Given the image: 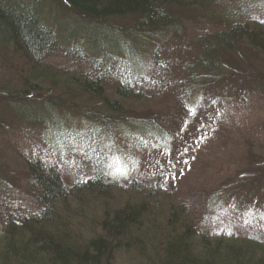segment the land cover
Wrapping results in <instances>:
<instances>
[{"label": "trees", "instance_id": "1", "mask_svg": "<svg viewBox=\"0 0 264 264\" xmlns=\"http://www.w3.org/2000/svg\"><path fill=\"white\" fill-rule=\"evenodd\" d=\"M239 1L0 0V264H264L238 219L264 123L217 142L238 86L264 100V0Z\"/></svg>", "mask_w": 264, "mask_h": 264}, {"label": "rangeland", "instance_id": "2", "mask_svg": "<svg viewBox=\"0 0 264 264\" xmlns=\"http://www.w3.org/2000/svg\"><path fill=\"white\" fill-rule=\"evenodd\" d=\"M216 1H218V11H219L220 15L224 16V18L230 20L232 23L236 22L239 18L241 20V17L245 14V11H239L238 10V9H240V6H239L240 1L239 0H216ZM240 20H238V21H240ZM49 23L50 22L48 20L45 22V24H47V25H49ZM206 27L208 30H210V29H213L215 27H218V25H216V26L210 25V26H206ZM178 44H179V42H173L171 45L173 47H176ZM137 46H138V44L135 47L137 48ZM180 46L183 47L182 52H185V50L190 51L188 42H186V41L184 43L181 42ZM172 55H174V57H176L175 52L170 54L168 57H170ZM249 56H250L251 60L253 62H255V59L250 54H249ZM251 64H253V63H251ZM256 68H257V71L261 72L260 73V72L256 71V77H264V67H262L263 73H262V69L260 67L256 66ZM250 71L253 72V70H250ZM245 72L246 71H244V74H245ZM258 74H261V75H258ZM236 76H239V75H236ZM239 77H241V76H239ZM4 80L5 79L3 78V81ZM0 81H2V80H0ZM237 81H238V83L241 84L240 80H237ZM262 81L264 83V78ZM246 84H247L248 89H250L249 84L248 83H246ZM251 87H253V84H251ZM238 88H239L238 91L235 90L236 92L230 98H227V99H229L230 108H229V111L227 113L229 115L226 117V119H227V121H230L232 123L226 122L227 125L221 124L218 127L221 130L219 132V135H218L219 137L217 138L218 143L221 142L223 139H230V138L234 137L236 135V132H235L236 127L237 128L238 127H246L249 123H264V100H262L263 98L260 96V95H262L263 92H261L259 94L257 93L258 96L254 100L261 99L257 103L253 104L250 107H241V104L239 103V99L241 98V93L244 94V91H246V89H243L244 87L242 85L238 86ZM250 90H254V89H250ZM176 116L181 117L180 114H177ZM5 120H7V119H5ZM164 120H165V118L162 119V122ZM177 120H179V119H177ZM168 121H170V119H168ZM207 127H208V121L206 123L204 122L203 125H197L196 121H192L190 126H189V129L184 133V136L187 137V141H181V147L182 148H190V146L186 145L185 143L195 139L198 136H200L199 133H195L194 131L198 128L200 129V128H207ZM173 131H174V129H172V133H173ZM188 131H190L189 134L187 133ZM258 134H259V137L262 138L260 131ZM177 147L180 148L179 150H181V147L179 144ZM192 153L193 152H191V151L184 152V153L179 152V154H192ZM198 162H199V166L202 165L203 161H201V157L198 160ZM196 167H198L197 164L195 165L194 168H196ZM190 175L191 176H189L187 178L188 180L183 181L184 185H186V188L195 187V184H196L195 183V178H197V177H195L196 175H194V174L193 175L190 174ZM186 182H187V184H186ZM249 196L250 195H246L245 198H248ZM237 198L241 199L242 195H240V197L237 195ZM248 200L249 201L242 208L243 211L241 212L240 218H238L240 220V222L246 221V222L250 223L254 219L259 220L261 218H264V195L260 196L259 194L255 193ZM132 201H135V200L133 199ZM232 203H234L233 200H231L229 202V204H231L230 206L234 209L236 205L232 204ZM226 206H229V205H225V207ZM73 209H74V207L72 205L71 210H73ZM244 213H246V215Z\"/></svg>", "mask_w": 264, "mask_h": 264}]
</instances>
